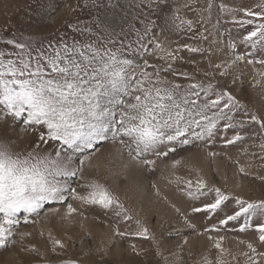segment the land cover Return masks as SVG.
I'll return each instance as SVG.
<instances>
[{
  "label": "snow or ice",
  "instance_id": "1",
  "mask_svg": "<svg viewBox=\"0 0 264 264\" xmlns=\"http://www.w3.org/2000/svg\"><path fill=\"white\" fill-rule=\"evenodd\" d=\"M146 2L153 11L169 7L168 0ZM207 7L210 12L211 0ZM219 10L243 12L242 18L232 15L224 21L236 26L239 39L233 37L231 29H226L225 48L231 54L230 63L213 65L209 57L208 67L219 71L220 76L240 61L264 67V4L253 10L233 9L222 3ZM140 23L142 30L133 29L135 40L127 39L121 23L97 18L84 27L79 23L69 25L74 32L71 39L60 37L45 43L31 37L19 40L12 37L3 41L0 46V249L14 244L17 235H29L16 232L21 218L27 224L29 217L39 216L46 205L65 204L70 199L112 213L117 225L120 222L130 225L134 218L119 196L100 180L84 177L86 161L106 143L117 145L121 154L126 153L131 161L151 170L155 160L149 156L167 157L185 146L211 143L217 138H222L225 145H235L248 138L247 129L256 124L264 153V117L245 111L247 118L237 119L244 106L218 80L211 82L216 71L211 75L204 71L203 79L194 80L186 71L174 67L178 62L195 63L180 56L181 51L203 53L205 50L186 43L175 49L165 47L153 30L155 21ZM196 24L178 13L166 21L169 35H187ZM200 36L208 39L203 33ZM238 45L244 47L242 53ZM149 56L163 63L150 64ZM149 68L152 70L148 71ZM182 80L191 82L182 83ZM17 126L35 136L21 150H14V141L7 135L8 129L15 131ZM260 159L264 161V155ZM239 170L245 172L243 167ZM183 184L180 191L192 202H199L191 206L193 216L205 214L212 219L224 213L205 231H219L236 222L241 231L252 229L258 233V240L264 242V199L232 196L209 186L203 179H189ZM229 202L234 207L225 212ZM67 211L70 215L78 209L67 203ZM176 212L186 228L196 229L189 215L180 208ZM135 225V231L130 227L121 231L117 226L114 235L154 238L138 219ZM180 231L177 229L176 235ZM52 244L53 252L56 246L66 247L60 239L52 240ZM215 247L220 248V244L216 243ZM248 247L255 251L251 243ZM32 250L43 257L38 249ZM157 254L163 257L162 252ZM43 264L50 262L43 260ZM58 264L80 262L66 258ZM249 264L254 262L250 259Z\"/></svg>",
  "mask_w": 264,
  "mask_h": 264
},
{
  "label": "rangeland",
  "instance_id": "2",
  "mask_svg": "<svg viewBox=\"0 0 264 264\" xmlns=\"http://www.w3.org/2000/svg\"><path fill=\"white\" fill-rule=\"evenodd\" d=\"M208 2L168 0L169 7L156 9L153 4V9H156L153 11L147 7L146 0H0V46L5 39L12 37L18 40L31 37L45 43L60 37L71 39L74 32L69 25L79 23L84 27L97 18L121 23L127 39L135 40L133 29H143L140 21L153 20L156 22L153 30L165 47L175 49L186 43L205 50L203 53L181 51L180 56L195 63L178 62L174 67L186 71L194 80L203 79L204 71L210 75L216 71L211 82L218 80L244 106L237 119H246L245 111L264 117V67L248 64L247 60L240 61L228 68L224 76L208 67L209 57L213 65L230 63L231 54L225 48L228 40L225 30L231 29L233 37L239 39L238 29L224 21L230 20L232 15L238 19L243 17L240 11L221 12L219 5L223 3L233 9L255 10L258 4H264V0H211L210 12ZM174 13L183 19L196 21L194 31L187 35H169L166 21ZM200 33L208 39L203 40ZM238 51L242 53L244 47L238 45ZM147 58L150 64L163 63L152 56ZM247 131L248 138L235 145H225L222 138H217L211 143L185 146L167 157L149 156L155 160L151 170L131 161L126 153L121 154L117 145L104 144L86 161L84 177L107 184L134 218L131 224L120 222L117 225L112 213L71 199L67 203H72L78 211L65 217L63 212L68 213L67 203L48 204L39 216H30L27 224L21 218L16 232L29 235H17L14 244L0 249V264H43V260L58 264L59 260L66 258L77 259L80 264H165V261L169 264H249L250 259L254 264H264V242L258 240V233L252 229L241 231L236 222H230L219 231H205L224 213L212 219L205 214L193 216L191 206L199 202H192L180 191L184 187L183 181L203 179L209 186L218 187L232 196L264 199V161L260 159L264 153L260 149L259 125L252 124ZM7 135L14 141V150L24 149L35 140L30 131L25 133L19 126L15 131L8 129ZM228 135L230 137L231 133ZM176 160L180 163L175 164ZM241 167L245 169L244 173L240 172ZM177 177L180 178L179 183ZM159 199L162 201H157ZM232 207L234 203L229 202L225 212ZM176 208L189 215L196 224L195 230L184 226ZM137 219L154 238L114 235L117 226L121 231H128L129 227L135 231ZM177 229L181 230L179 235H176ZM185 238L187 243H184ZM55 239H60L65 249L56 246L53 252L52 240ZM216 243L220 248L215 247ZM249 243L255 251L249 249ZM33 247L43 257L38 256ZM158 252H162L163 257Z\"/></svg>",
  "mask_w": 264,
  "mask_h": 264
},
{
  "label": "bare ground",
  "instance_id": "3",
  "mask_svg": "<svg viewBox=\"0 0 264 264\" xmlns=\"http://www.w3.org/2000/svg\"><path fill=\"white\" fill-rule=\"evenodd\" d=\"M161 197V196H160ZM159 198V197H158ZM165 199V198H164ZM161 199H159V200H157V201H160ZM162 201V200H161ZM159 203H161V202H159ZM159 208H161V207H159ZM162 208H164V207H162ZM161 210V209H160ZM63 216L65 217V216H69V214L67 213V212H63ZM62 216V217H63ZM62 217H60V218H62ZM68 218V217H67ZM64 222V221H63ZM80 225H81V223H80ZM98 231V230H97ZM100 232V231H99ZM102 233V232H101Z\"/></svg>",
  "mask_w": 264,
  "mask_h": 264
}]
</instances>
